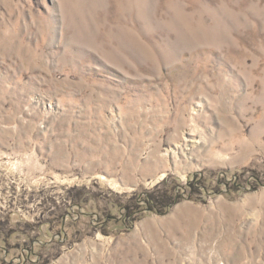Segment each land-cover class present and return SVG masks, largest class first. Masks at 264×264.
<instances>
[{
    "label": "rangeland",
    "instance_id": "obj_1",
    "mask_svg": "<svg viewBox=\"0 0 264 264\" xmlns=\"http://www.w3.org/2000/svg\"><path fill=\"white\" fill-rule=\"evenodd\" d=\"M0 264H264V0H0Z\"/></svg>",
    "mask_w": 264,
    "mask_h": 264
}]
</instances>
